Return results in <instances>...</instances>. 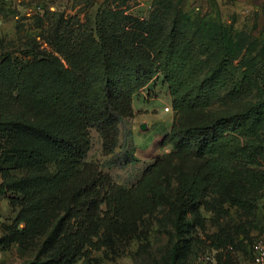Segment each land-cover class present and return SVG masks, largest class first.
<instances>
[{
    "label": "trees",
    "instance_id": "trees-1",
    "mask_svg": "<svg viewBox=\"0 0 264 264\" xmlns=\"http://www.w3.org/2000/svg\"><path fill=\"white\" fill-rule=\"evenodd\" d=\"M158 15L122 17L131 23L124 27L120 13L106 19L99 10L87 35L53 37L58 56H0V195H9L17 212L0 246L26 245L48 232L43 250L51 254L43 264H77L108 248L120 228L135 232L153 214L158 166L125 188L85 159L95 131L110 156L102 167L137 162L130 149L132 99L157 75L172 99L169 140L198 168L178 175L179 216L200 206L254 210L264 192V72L250 68L236 77L231 61L238 48L223 25ZM225 90L230 98L250 91L256 98L239 111L187 125ZM10 92L18 109L5 101ZM175 253L170 264H177Z\"/></svg>",
    "mask_w": 264,
    "mask_h": 264
},
{
    "label": "rangeland",
    "instance_id": "rangeland-1",
    "mask_svg": "<svg viewBox=\"0 0 264 264\" xmlns=\"http://www.w3.org/2000/svg\"><path fill=\"white\" fill-rule=\"evenodd\" d=\"M99 10L106 19L120 13L119 25L124 27L131 23L122 17L147 19L156 11L167 17L185 14L192 21L205 19L221 24L238 48L231 61L236 77L241 78L250 68L264 72V24L260 16L236 2L217 0H0V56L10 53L25 61L32 59L31 52L58 56L53 37L87 35L94 30ZM14 95L8 93L5 101L18 109ZM255 98L254 91L230 98L225 90L219 102L196 114L187 125L203 124L239 111ZM171 101L161 75L133 96L134 116L129 120L133 133L130 149L137 159L133 165L102 167L110 156L102 154L99 136L90 132L85 162L97 164L112 182L125 188L135 185L149 167L156 165L160 169L161 192L153 214L144 217L137 231L120 228L111 236L108 248L92 252L77 264H170L175 252L177 264H252L251 246L264 239V192L249 213L225 204L223 211L200 206L187 210L184 218L179 216L178 175L198 168L192 156L183 158L169 140L176 123ZM141 124L146 125V130H140ZM180 127L177 123L175 129ZM9 197L0 195V238L17 213ZM206 199L211 201L216 196L208 195ZM47 233L26 245L0 246V264H43L51 254L43 250Z\"/></svg>",
    "mask_w": 264,
    "mask_h": 264
},
{
    "label": "crops",
    "instance_id": "crops-1",
    "mask_svg": "<svg viewBox=\"0 0 264 264\" xmlns=\"http://www.w3.org/2000/svg\"><path fill=\"white\" fill-rule=\"evenodd\" d=\"M218 2H236L246 10L251 9L257 12L264 24V0H217Z\"/></svg>",
    "mask_w": 264,
    "mask_h": 264
},
{
    "label": "built area",
    "instance_id": "built-area-1",
    "mask_svg": "<svg viewBox=\"0 0 264 264\" xmlns=\"http://www.w3.org/2000/svg\"><path fill=\"white\" fill-rule=\"evenodd\" d=\"M251 261L252 264H264V239L252 244Z\"/></svg>",
    "mask_w": 264,
    "mask_h": 264
},
{
    "label": "water",
    "instance_id": "water-1",
    "mask_svg": "<svg viewBox=\"0 0 264 264\" xmlns=\"http://www.w3.org/2000/svg\"><path fill=\"white\" fill-rule=\"evenodd\" d=\"M146 128H147V127H146V125H145V124H141V125H140V130H141V131H144V130H146Z\"/></svg>",
    "mask_w": 264,
    "mask_h": 264
}]
</instances>
